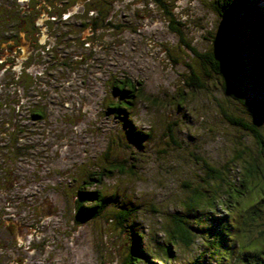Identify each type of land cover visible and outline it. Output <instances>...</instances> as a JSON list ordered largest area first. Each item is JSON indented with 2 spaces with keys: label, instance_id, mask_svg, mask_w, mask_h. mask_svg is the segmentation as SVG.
<instances>
[{
  "label": "rangeland",
  "instance_id": "1",
  "mask_svg": "<svg viewBox=\"0 0 264 264\" xmlns=\"http://www.w3.org/2000/svg\"><path fill=\"white\" fill-rule=\"evenodd\" d=\"M165 2V19L149 21L140 37H96L94 48L86 42L82 47L86 37H80L81 41L71 37L73 45L79 47H71L73 52L83 54V59L50 64L52 72L37 66L34 71L40 76L28 72L13 80L17 75L0 74L2 82L41 81L39 90L30 89V101H37L38 108H42L43 122L26 120L25 111L30 105L18 102L14 107L13 103L21 98L15 85L0 91V107H4L0 109V130L6 134L0 135V159L6 156L7 160L8 226L17 230L22 225L39 223L47 211H53L49 223L44 217L38 224H50V264H124L134 232L143 236L154 264L153 259H167L165 233L175 223L194 226L198 215L200 223L207 224L211 222L208 211L230 221L240 215L250 188L264 190L259 178L246 187L238 205L223 197L215 199L219 206H223L222 200L230 205L228 214L219 206L214 208L212 201L210 205L203 204L206 200L202 198L199 206L203 204L202 210L207 206V211L185 219L184 206L192 191L207 189L200 178L206 174L202 161L222 172L223 188L229 183L239 190L242 161L252 163L255 158L264 174V150H259L252 136L227 122L219 106L227 115L258 124L263 136L264 124L254 122L237 102L227 100L214 76L200 73L199 58L185 45L204 53L213 49L215 39H221L220 18L213 9V0ZM157 15L160 12L153 10V19ZM171 25L179 31L171 30ZM262 54L249 46L242 56L243 75L248 78L246 99L264 105L263 81L252 72ZM189 67L199 76L200 86L190 85ZM230 70L233 71L231 65ZM121 80L138 87L135 107L127 110L126 118L135 130L149 134L142 141L133 140L126 133L128 123L124 117L107 111L110 102L126 100L113 90L114 83ZM231 84L237 83L232 79ZM8 146L13 149L12 155ZM118 164L121 169L112 167ZM103 169H110L111 175L87 188V176ZM78 191H96L112 201L96 217L76 223L73 211ZM210 196L212 200L218 195ZM88 204L84 199L81 202L82 206ZM262 206L264 210V202ZM125 209H130L131 214L124 224L118 225L116 215ZM248 215L242 228L252 220L249 212ZM260 215L262 219H255L264 221V212L260 211ZM204 237L207 238L197 235L190 247L180 243L172 247L176 261L169 264H186L195 259L200 250H206L200 246ZM204 263L215 264L209 257Z\"/></svg>",
  "mask_w": 264,
  "mask_h": 264
},
{
  "label": "trees",
  "instance_id": "2",
  "mask_svg": "<svg viewBox=\"0 0 264 264\" xmlns=\"http://www.w3.org/2000/svg\"><path fill=\"white\" fill-rule=\"evenodd\" d=\"M213 9L220 18L221 39H215L213 49L204 53H197L195 48L191 47L188 43H185V45L190 49L193 55L199 58L200 62L198 69L201 71L200 73L206 77H210L212 74L214 79L221 84L222 92L227 100L230 102L231 100L237 102L242 108L244 114L250 117L254 122L258 121L261 124H264V105L246 99V91H244L246 89L244 88L247 85L248 78L243 75V62L245 58L242 56L247 53L249 46H253L255 49L260 50L263 53L262 57L257 60L258 63L256 66L252 68V72L256 73V75L260 77L259 79L263 81L262 84H264V0H213ZM173 24L174 22L172 21V25ZM172 25L170 26L171 30L179 31ZM250 57L254 59L252 56ZM230 65L233 71L230 70ZM189 70L191 71V74L188 76L190 85H196V83L199 84V76L196 75L192 68L189 67ZM232 79L235 80V83H237L236 85L231 84ZM137 85H139V83H137ZM196 86H200V84ZM113 90L126 98V100L122 99L121 101L110 102L107 104V111L115 114L117 117H124L125 122L128 123V130L125 131L131 139L142 141L144 137H149V134H142L138 130H135L134 126H131L129 120L126 118L127 110L129 112L131 108L135 107L134 99L138 87L133 85L129 80H121L114 83ZM126 105H128L129 108L126 107ZM14 107L16 108V106ZM14 107H12V110L15 109ZM38 107L39 105H30L26 109L25 112L27 118H29L28 120L33 122H43L45 120V115L41 111L42 108L39 109ZM1 108L4 107L1 106L0 109ZM219 108L227 122L240 127L247 134L252 136L256 144L259 146V150H264V136L260 133L258 124H253L251 120L246 122L245 119L241 117L227 115V112L222 106H219ZM15 128L17 129L18 127L16 126ZM5 130L7 132V129ZM3 131L4 130H0V135L3 134L6 137V134L2 133ZM7 150L10 152L9 154L12 155V147L8 146ZM251 162L252 163L248 161L240 162V166L242 167H240L241 170L239 171L242 172L243 179L241 180L240 188L238 190L234 188L235 184L229 183L226 186L227 188H223L222 184L225 180L222 177V172L209 166L205 161H202V169L206 174L204 173L205 175L200 176V178L201 182L207 187V189H196L192 191L188 203L184 206V211L186 213L184 216L185 219H192L195 217L196 213L205 210L207 211V206L202 210L203 204L210 205L208 203L212 201L211 204L214 205V208L219 206V204L215 202V199H221V197L229 202L231 200L234 205L242 203L241 197L244 196L243 194L247 191L246 187H248L249 184H252L255 180H259V178L264 185V174L262 175L259 171L257 161L255 158H252ZM112 167L121 169L120 164L113 165ZM111 173L112 171L110 169H103L102 172L91 173L87 176L85 182L87 188L94 186L96 182H99L101 177L103 178L105 175L110 176ZM205 190H211V193L204 192ZM218 193H223V195H219ZM81 194L84 196L83 199L86 200V204L89 203L88 207H85V215L87 218H93L99 215L100 212L105 209L107 202L112 201L111 197H101L96 191H84L81 192ZM211 194L218 196L210 200L211 198L209 197H211ZM202 198H205L206 201L202 206H199L201 204L199 200L201 199L202 201ZM226 201L222 200V203L225 205L223 204V206L219 207L222 212L228 214L227 210L231 211V209L228 208L230 205H226ZM263 202L264 190L262 189L260 198L257 199V201L248 209L241 211L240 215L231 218L230 221H228L229 219L225 216H217L212 211H208L210 213L208 214V219L211 222L207 224H201L198 215L196 216V223L194 226L186 223H182L181 225L174 222L175 224L173 227L165 233L168 235L166 249L164 250L167 259H153L156 262L154 264H169L175 262V255L171 248L177 246L179 243L187 247L193 246L197 235L207 236V238H201L202 241H200V246H204L206 250H200L197 257L186 264H205L204 260H206V257H209V259L215 264H235L238 262H245L246 264H264V249H261L260 251L240 250L237 252V244L233 239L234 236L239 234L242 229V224L246 225V220L249 217L248 212L251 214L252 219H262L260 211L264 212V210L261 209V207H263ZM130 214L131 210L125 209L119 215H116L117 224H124ZM205 240L208 244H205ZM149 256L150 255L143 244V236L138 232H134L131 251L126 257L124 264H152Z\"/></svg>",
  "mask_w": 264,
  "mask_h": 264
},
{
  "label": "flooded vegetation",
  "instance_id": "3",
  "mask_svg": "<svg viewBox=\"0 0 264 264\" xmlns=\"http://www.w3.org/2000/svg\"><path fill=\"white\" fill-rule=\"evenodd\" d=\"M166 9L165 0H0V74H15L17 77L11 75L15 80L28 72L40 76L34 71L37 66L52 72L50 64L64 65L71 58H84L73 52L71 47H79L73 45L71 37L79 41L86 37L82 47L86 42L92 48L96 37H140L152 20L165 19ZM153 10L160 12L154 19ZM14 85L21 94L14 106L38 105L30 101V89L39 90L41 81L19 84L0 80V91ZM0 166V264H50V224H38L44 217L49 223L53 211H47L39 223L22 225L17 230L8 226L6 156L1 157ZM81 192H77L73 211L76 223L87 218Z\"/></svg>",
  "mask_w": 264,
  "mask_h": 264
},
{
  "label": "clouds",
  "instance_id": "4",
  "mask_svg": "<svg viewBox=\"0 0 264 264\" xmlns=\"http://www.w3.org/2000/svg\"><path fill=\"white\" fill-rule=\"evenodd\" d=\"M249 191L250 196L248 200L242 203V211L260 198L261 192L259 190H252L250 188ZM233 239L237 244L238 250L260 251L264 249V221L253 218L249 222V225L242 228L239 234L234 236Z\"/></svg>",
  "mask_w": 264,
  "mask_h": 264
}]
</instances>
